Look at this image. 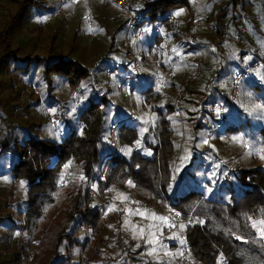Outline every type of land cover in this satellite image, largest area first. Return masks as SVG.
<instances>
[{
  "label": "trees",
  "instance_id": "16d2710c",
  "mask_svg": "<svg viewBox=\"0 0 264 264\" xmlns=\"http://www.w3.org/2000/svg\"><path fill=\"white\" fill-rule=\"evenodd\" d=\"M182 2L183 0H154L142 2L140 5L134 4L136 13L148 16L139 26L150 27L151 30L159 28L170 40L180 37L182 41L179 24L168 19L173 7ZM100 16L90 13L91 25L87 29L98 26L108 31L107 23L116 25L115 28L121 33L122 51L124 23L119 20L111 22L108 18L102 19ZM215 29L221 33L223 26L217 24ZM145 36H148L147 45L141 42L146 39ZM93 38L94 33L90 39ZM141 41L136 45L135 53L142 62V73L139 82L132 86L128 96H137L139 102L135 99L136 106L128 104L126 110L116 105L110 106L112 102L106 96L108 91H100L96 86L101 70H110L111 74L119 68L120 76L116 77L118 86L125 73H128L123 62L115 67L109 63V66L104 58L93 72H89L80 63L62 54H51L48 59L40 60L41 63H34L43 66L42 80L46 86L42 93L44 102L47 105L61 104L65 107L59 111V126L62 128L59 137L45 139L32 133L34 130L38 132L41 125L34 121V118L32 121V118L27 119L25 113L28 107H38L40 101L34 103L30 99L27 108L17 104L8 110L10 118L14 115V109L24 114L25 123H21L22 120L19 119L15 127L12 123H5L6 116L0 114V177L10 169L15 175V181L22 180L23 192L14 210L19 216L18 220H12L6 213H3L4 216L0 215V225L9 234H24L23 244L20 238L14 239L13 236H10L11 242L7 236L0 240V243L9 248L5 250L7 253L10 254V250L17 253L12 262L25 264L27 247L33 244L34 239L40 242L32 257L33 264H46L49 258L50 264H70L73 247L78 248L79 255L82 250L83 256H89L100 228V220L106 213L103 232L107 230L110 234L114 230L115 233L105 248L96 249L87 264H95L93 257H102L101 264H107L110 256L114 257L117 264H126V252L129 253L130 264H142L145 261L143 254L146 249L134 242L137 239L129 236V232L142 234L143 240L146 241H150L157 234L162 235L165 241H172L169 248H148L146 255L151 259L150 264H178L177 255L181 240L177 234L171 232L161 215L124 214L121 201L125 202L132 197L134 200L157 206L170 205L186 218L192 215L193 225L186 226L185 231L188 257L195 264H264V237H260L258 231V226L264 224V159L255 161L256 165L247 168L238 166L233 170L224 165L225 163L220 165L221 170L211 178L214 180V186L211 187V182L206 177L208 172H200V169L208 162L213 163V159L218 156L214 155L213 159L207 161L201 152L196 151L193 160L199 157L198 154L203 158V161H199L194 167L196 171L180 172L174 185L171 180L167 183L174 174L168 164L175 146L169 142V134H172V131L168 130L170 122L165 121L163 112H175L173 104L157 106L155 102L163 95L173 102L181 83L189 78L187 74L190 68L182 63L177 66L178 63L171 57L163 56L166 50L159 33L145 34ZM201 47L202 44L197 41L195 45H185L184 48L186 51L199 52ZM256 50L258 48L251 49L248 45L246 53L249 58L241 60L245 66L240 67L235 75L254 61ZM28 58L17 59L21 61L15 71L17 76L27 74L32 63L27 62ZM13 59L16 58L6 50L0 57V71L8 61H15ZM194 64L191 66L195 71ZM170 66H174V72L172 78L167 79ZM176 67L180 69L178 74H175ZM55 73L63 79L62 90L52 87L51 79ZM200 73L196 80L183 90L181 99L184 102L193 103L186 101V95L195 90ZM159 76H163L165 82H161ZM259 77L264 80V68ZM248 81L251 87L261 89L252 81ZM161 83L166 85L163 90L160 89ZM65 85L73 87L71 90L76 91V97L81 101V106L77 113L72 114V119L65 116V110L69 113L74 104L68 106L71 100H74V97L69 98L72 94L64 101L57 98L61 93L64 97L68 96L67 92H62L66 91ZM86 87L89 88L87 94ZM117 94L120 96L118 91ZM150 103L154 104L148 106ZM224 103L228 104V108H234V104L230 105V97H227ZM137 107L142 109L134 121H121L131 108ZM182 112L184 117L188 116V121L195 122L192 113L186 110ZM38 115L39 113H36V116ZM116 123L119 150L115 153L108 142V134ZM47 124L49 125L48 122ZM82 125L83 128H79ZM235 129L236 127L230 126L225 132ZM203 154L206 155V152ZM8 158L11 159V168L5 167ZM106 168L108 170L104 176ZM176 169L177 166L175 171ZM90 179L97 196L105 189H110V194L103 197L102 211L98 198L88 192ZM202 181L207 187H211L209 196H206ZM170 185L172 192L168 191ZM184 185L187 191L177 192L184 189ZM15 193V190L11 189L9 192L7 187L0 185V197L4 198L0 199V209L4 212L12 208ZM82 227H86L87 232H83ZM77 264H80V257Z\"/></svg>",
  "mask_w": 264,
  "mask_h": 264
},
{
  "label": "rangeland",
  "instance_id": "374dc122",
  "mask_svg": "<svg viewBox=\"0 0 264 264\" xmlns=\"http://www.w3.org/2000/svg\"><path fill=\"white\" fill-rule=\"evenodd\" d=\"M80 1L87 0H0V57L8 50L16 58L13 59L15 61H8L5 64L6 66H3L0 71V114L6 116L5 123H12L14 127L18 125L19 119L22 120L21 123H25L24 114L20 113L21 111L14 109V115L10 118L8 110H11L13 105L17 104L27 108L29 105L28 101L32 99L34 103L40 101L39 106L34 109L28 107L25 115L27 119L32 118V121L34 118V121L41 125L38 132L34 130L32 133L45 139H57L62 132L61 126L51 128V125L47 124L48 120L46 119L45 111L50 109L52 113L59 116V111L64 106L62 107L61 104L47 105L44 102L45 98L42 93L46 86L42 80L43 66L34 62L41 63L40 60L49 58L51 54H62L80 63L89 72H93L98 63L104 58L107 65L110 63V65L115 67L117 66L116 64H122L124 52L123 49L122 51L120 49L121 33L115 28L116 25L107 23L108 31L103 28L100 29L98 26L91 30L86 27V21L90 19V12L98 13V16L101 15L100 18L116 12L106 13L97 9H88L84 6L79 8V4L82 3H79ZM72 4L77 5L74 12L68 11ZM171 11L175 13L171 21L179 24L178 26L183 34L193 33L198 43L202 44V47L199 52L186 51L185 45L178 37L170 40V44L174 48L173 52H166L163 56L167 58L172 54L177 56L179 59L177 66L182 63L190 68L187 74L189 78L196 71L191 65L199 57L203 60V63H201L203 64V71L198 77L195 90L186 95V101L190 100L193 103H187L181 99L179 104L181 113H176L175 110V114L172 111L163 112L165 121L170 122L168 130L171 129L172 131V134H169V142L172 146H175L170 154L171 160L168 164L169 169L174 174L171 179H168L167 183L171 180L173 182L172 185H174L177 182L176 176L180 172L189 171L191 173L196 171L194 167L198 165L199 161H203L199 154V157L193 160L194 153L199 151L207 161L213 159L214 155L218 156L217 159H213V163L208 162L204 165V168L202 166V169L198 168L200 172L204 170L208 172L206 177L211 182V187H213L214 180L211 178L221 170L220 165L225 163L224 165H228L233 170L238 166L247 168L256 165L255 161L264 159V90L251 87V83L248 80H243L237 85L234 108H228V104L224 103L233 91L235 72L240 67L245 66V63L241 60L248 50V45H250L251 49L264 50V0H183L181 4L173 7ZM119 14L120 9L119 13L115 15ZM217 24L227 28L228 34L226 36H221V33H219L220 37L213 38L209 34V28L217 31L215 29ZM241 26L246 27L247 33L244 34V40L238 43L233 39L232 35ZM145 28L151 30L150 27ZM90 32L94 33L95 37L93 39L88 37ZM112 47L114 48L113 51ZM27 57H29L27 62H32L27 74L17 76L15 71L21 63L17 59ZM196 60L194 65H196ZM142 66L140 68L141 73ZM178 68H175V74H177ZM109 72L108 70L106 72L101 70L97 77L96 86L100 91H108L106 96L112 102L110 106L116 105L125 110L128 104L136 106L135 99L137 96L135 94L131 95L126 101L117 94L116 77L120 76L119 68L115 69V73L109 74ZM259 73L255 74L257 79L260 78ZM52 76V87L62 90L64 84L62 77L56 73ZM163 76L165 77L164 73ZM163 76H159L161 82H165ZM33 77L34 80L32 81ZM262 83L264 85V80H262ZM163 84L165 85V83ZM27 85H31L34 88L37 86L38 93L30 89L22 97L21 92ZM64 88L66 91L62 92H67L68 96L64 97L62 96L63 93H61L62 95L58 94L57 98L59 101H64L72 94L69 98L74 97V100H71L68 104L69 106L74 103L71 106V111L68 113L65 110V116L72 119V114L78 112L81 101L76 97V91L71 90L73 87L65 85ZM86 89L85 93L87 94L89 88L86 87ZM175 99L172 102V99L163 95L157 99L155 104L157 106L169 103L175 105ZM213 103L223 105V122L218 121L217 111L214 107L216 104L212 105ZM151 104L154 103H150L148 106ZM137 109H139L140 114L142 108L137 107ZM182 110L192 113L195 122L188 121V116L185 115L184 117ZM36 113H39L40 119L36 116ZM230 126H234L236 129L225 132V129ZM79 128H83V125ZM79 128L78 130H80ZM204 152H206V155L203 154ZM176 166L177 169L175 171ZM5 167H12L10 158H8ZM107 170L108 168H106L104 176H106ZM7 173L0 177V185L7 187L9 192L11 189L15 190L16 196L12 200L14 202L12 208H8L7 212L0 209V215L4 216L3 213H6V216L8 215L12 220L17 221L19 216L14 210L17 208L21 193L23 194L21 192L22 180L18 179L15 181V175L10 169H8ZM172 185L168 187L169 192H172ZM202 186L205 188L206 196H209L211 187H207L204 181H202ZM184 187L186 186L184 185ZM186 191L187 188H184L177 192L185 193ZM0 199L4 200L2 197ZM121 202H123L124 207V200ZM165 206L167 205L158 207L163 208ZM132 213L149 212L135 210ZM124 214L128 216L130 213L124 208ZM149 214L161 215L156 212ZM105 216L106 213L103 216L106 222ZM162 218L165 219L163 216ZM258 231L260 233L259 236L264 237V224L260 225V227L258 226ZM17 233L12 232L9 234L0 225V240L7 236L11 242L10 236H13L14 239L24 237V234ZM114 233V230H112L108 236H112ZM129 234L133 239L143 240L142 234H132L130 232ZM157 235L162 236L160 234ZM157 235L150 241L145 239L144 241L147 244H155L158 239ZM32 242L33 244L27 247L26 250L25 264H28V261L33 264V259H29V252L31 250L36 252L40 240L34 239ZM157 248L162 247L157 246ZM6 249H9L7 245L0 243V264H16L12 260L17 253L10 250L11 253L9 254L5 251ZM71 254L70 264H77L80 257L78 248L73 247ZM50 262L51 258L48 259L46 264H50ZM40 264L44 263L40 262Z\"/></svg>",
  "mask_w": 264,
  "mask_h": 264
},
{
  "label": "built area",
  "instance_id": "2783aa9c",
  "mask_svg": "<svg viewBox=\"0 0 264 264\" xmlns=\"http://www.w3.org/2000/svg\"><path fill=\"white\" fill-rule=\"evenodd\" d=\"M119 8H120V14L116 16H112L109 19V21H121L124 23V37L122 40V49H123V58L122 62L126 65L128 73L122 78V80L118 83L117 91L122 97L123 100H126L128 98L129 91L131 90L132 86L134 84H137L139 82V79L141 77V65L142 62L140 58L135 53V47L136 45L142 40L145 34L148 32L150 33H159L161 36V42L163 47L166 51L169 50V40L168 36L165 32L161 31L159 28H156L154 30H147L146 28L140 27L139 25L142 23V21L147 20L146 16H142L134 11L133 1L132 0H118ZM88 23L91 22L88 21ZM209 34L213 36V38H217L219 36V33L215 31L213 28H209ZM247 33V29L245 26L239 27L234 33H233V39L237 41L238 43H241L244 40V34ZM228 34L227 28L223 27L221 31V36H226ZM220 37V36H219ZM182 41L187 46H193L197 42V38L193 33H182ZM172 60L175 63L179 62V59L175 55H171ZM249 58V54H245L242 60H247ZM264 68V50L258 49L255 51V59L252 63H250L243 71L237 73L234 76L233 79V91L230 95V105L232 106L234 104V100L236 97V91H237V85L241 83L243 80H250L254 84L258 85L262 90H264V85L262 83V80L259 78L257 79L255 77V74L257 72H260ZM110 71V70H108ZM202 71V64H201V58H198L196 61V71L195 74L191 78H187L183 80V82L180 85V88L178 89L176 93V99H175V105H173V108L176 113H181L180 111V101L181 97L183 95V90L187 88L192 82L196 80V77L198 74ZM174 72V66H170L168 73H167V79L172 78V74ZM165 85L163 83L160 84V89L163 90ZM33 90L35 93H38V88H34L31 85H27L25 89L21 92V96L23 97L25 92H28L29 90ZM215 110L217 111L218 115V121L223 122L224 119V113H223V105L216 104ZM46 119L48 120L49 124L51 125V128H57L60 123V117L58 114L52 113V110L47 109L45 111ZM139 111L136 108H131L128 112V115L124 116L122 118V122L125 121H134L136 117L138 116ZM118 123L114 124L108 134V142L110 143V147L113 149V151L116 153L119 150V143L117 141L116 137V126ZM56 131V130H55ZM92 179L88 181L89 188L88 192L90 195L95 196L98 198L99 204L101 206L100 210H103V197L108 196L110 194V190L107 188L105 189L99 196L93 191L92 188ZM124 208L128 213H132L135 210H140L143 212H156L161 214L168 225V227L171 229V232L177 234L179 239L181 240V248L178 254V264H195L192 262L188 257V242H187V235L185 231L186 226H192L193 225V219L192 215H189L187 218L183 216L180 212L175 210L172 206L167 205L163 208L158 207L155 204H151L148 202H142L134 200V198L130 197L128 200L124 202ZM83 232H87L86 227H82ZM20 240L22 242H25V238L21 237ZM101 243L103 241L98 237V239ZM134 242L141 244L143 247H147L145 242L143 240H134ZM156 245H160L164 248H168L170 246V242L163 240L161 236L158 237ZM96 244H94L93 250L91 249L92 253L89 256H83L82 250L80 252V264H87L88 261L93 256V253L96 248ZM35 254V250H31L29 252V259L32 260V257ZM31 262L28 261V264ZM107 264H116V261L113 256H110L108 259ZM142 264H148V261L145 260Z\"/></svg>",
  "mask_w": 264,
  "mask_h": 264
},
{
  "label": "crops",
  "instance_id": "0c3cea01",
  "mask_svg": "<svg viewBox=\"0 0 264 264\" xmlns=\"http://www.w3.org/2000/svg\"><path fill=\"white\" fill-rule=\"evenodd\" d=\"M133 1V6H134V4L135 5H140L142 2H149V1H154V0H132ZM82 2V3H81ZM79 3H81V4H79V8H82V6H84V7H87L88 9L90 8V9H97V10H99V11H102V12H106V13H108V12H113V13H115V14H117V13H119V4H118V0H113V1H111V0H87V1H80ZM77 7V5H74V4H72L71 5V7L68 9V11L69 10H71V12H74V10H75V8ZM90 13H95V12H90ZM89 13V14H90ZM98 14V13H97ZM115 14H111V15H108V16H102V18L104 17V19H106V18H110V17H112V15L114 16ZM174 12H172L171 13V15H168V19L171 21V18H172V16H174ZM116 16V15H115ZM88 21L90 22V19H88L87 21H86V27H89V25H90V23H88ZM90 28V27H89ZM88 37L89 38H92V33H89L88 34ZM95 37V36H94ZM146 40H148V38H146V39H143V41H141V42H143V45H147L148 44V41H146ZM168 40H169V50L168 51H166V52H169V53H171V52H173V50H174V48L171 46V44H170V39L168 38ZM165 52V53H166ZM138 54V53H137ZM172 55H174V54H172ZM171 58H172V56H170ZM114 63V62H113ZM178 72L180 73V69L178 68V70H177V74H178ZM137 109V108H136ZM138 111H139V109H137ZM139 115V114H138ZM104 216V215H103ZM164 221L166 222V220L164 219ZM104 224H105V219H104V217H102L101 218V220H100V228H99V231H98V234H97V236H96V239H95V241H94V243H93V247H94V244H96L97 246H96V248H95V251H96V249H101V248H105L106 247V245H107V243L110 241V239L112 238V236H108L109 235V233L107 234H105V232L106 231H104L103 232V227H104ZM167 224V223H166ZM158 236V235H157ZM98 237L103 241V243H101L99 240H97L98 239ZM159 237V236H158ZM157 237V238H158ZM162 237V236H161ZM163 238V237H162ZM144 241V240H143ZM145 242V241H144ZM168 242H170V241H168ZM172 242V241H171ZM171 242H170V245H171ZM182 243V242H181ZM145 244L147 245V247H143L144 249H148V248H150V247H157V246H160V245H156V242H155V244H147L146 242H145ZM93 247L91 248L92 250H93ZM162 247V246H161ZM164 248V247H163ZM169 248V247H168ZM146 250H144V256H145V260L146 261H148V264H150V261H151V259L149 258V256L148 255H146ZM95 251H94V253H95ZM91 253H92V251H90V253H89V255H91ZM94 253H93V255H94ZM124 256H125V258H126V264H130V262H129V260H130V257H129V253L128 252H126V253H124ZM178 258V257H177ZM94 259V260H93ZM92 260H93V262L95 263V264H101L102 262H103V258L102 257H96V258H92ZM145 262V261H144ZM116 264H117V262H116Z\"/></svg>",
  "mask_w": 264,
  "mask_h": 264
},
{
  "label": "snow or ice",
  "instance_id": "6c2138e0",
  "mask_svg": "<svg viewBox=\"0 0 264 264\" xmlns=\"http://www.w3.org/2000/svg\"><path fill=\"white\" fill-rule=\"evenodd\" d=\"M177 15H179V13H177ZM142 215V214H141Z\"/></svg>",
  "mask_w": 264,
  "mask_h": 264
}]
</instances>
